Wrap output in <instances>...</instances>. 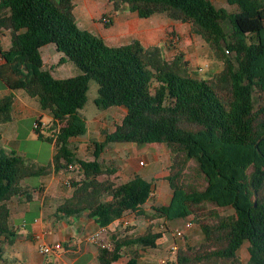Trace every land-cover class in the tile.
Wrapping results in <instances>:
<instances>
[{"label":"trees","instance_id":"trees-1","mask_svg":"<svg viewBox=\"0 0 264 264\" xmlns=\"http://www.w3.org/2000/svg\"><path fill=\"white\" fill-rule=\"evenodd\" d=\"M107 1L116 12L125 7L142 18L165 13L187 23L219 69L197 76L183 52L165 57V42L108 44L78 26L74 0H0V31L10 35V46L0 48V80L10 90L0 96V124L12 118L13 91L23 90L51 116L44 127L49 135L40 131V120L34 131L53 146L48 164L41 165L0 144V263L4 247L17 237L8 201L31 197L23 182L74 171L68 177L72 192L56 207L59 216L90 217L99 226L129 212L149 220L142 233H131L128 225L98 245V264H112L133 246L155 248V215L190 219L202 234L195 243L184 239L170 264H243V242L246 264H264V0H226L236 6L233 12L211 0ZM47 44L60 53L57 65L70 62L75 75L57 78L44 67L41 48ZM90 81L97 84V108L122 106L126 112L93 141L92 158L83 159L70 140L87 131L81 110ZM126 142L161 143L169 150L171 199L152 205L153 214L144 208L152 183L140 175L118 182L116 168L100 160L109 143ZM123 264L142 263L133 255Z\"/></svg>","mask_w":264,"mask_h":264},{"label":"crops","instance_id":"crops-1","mask_svg":"<svg viewBox=\"0 0 264 264\" xmlns=\"http://www.w3.org/2000/svg\"><path fill=\"white\" fill-rule=\"evenodd\" d=\"M76 1L77 0H74V9L76 7ZM100 1L101 0H79V14L83 21L86 20L87 17L91 21L90 27L99 30V34L101 36L100 23L94 21L101 14V9L99 8V4H101ZM132 23L134 25L133 28L136 27L137 23ZM153 29L155 28H148V30ZM9 46V32L1 30L0 48L4 50ZM41 52L44 67L49 68L54 77L63 78V74L71 73L69 76H72L77 73L76 68H73L74 66L70 62L57 65L60 53L55 49L54 45H44L41 48ZM0 85V96L10 91L1 80ZM19 91L20 90L13 91L15 98L12 106L11 120L0 124V144L3 148H5L3 143L14 142V139L10 140L9 137H5L2 133L3 128L8 127L6 125L12 124L15 121V117L18 116L20 112L24 113L26 108L29 106L27 101L24 99V96L21 95ZM123 108L125 114L126 109L125 107ZM40 113L43 114L47 112L40 110ZM86 124L87 133L89 129L87 119ZM46 125L47 124H45V126ZM113 129H110L109 131H112ZM84 135L71 139L70 145L73 140H78ZM10 136H18V129L13 128ZM99 140H102V138ZM145 145H151L150 161L154 167L153 169H157L156 171H152L154 174L149 175L150 179L147 175L140 174L141 167H144L147 164V160L145 159L146 153L138 155L139 148H136L137 144L130 142H126L125 146L118 147H124L126 149V154L124 156L123 154H117L110 157V159H112L111 163L116 168L114 176H117V174L121 171L124 175L131 174L125 179L119 181L124 182L134 175H140L152 183L153 195L155 193L156 196L155 206L166 205L171 199V189L165 179L168 175L165 168L168 164L167 161L169 160V154L164 150V144L146 143ZM108 147H112L110 143L106 146V148ZM106 148L101 154V160ZM143 150H147V152H149V148L147 147H144ZM55 178V173H49L40 177L37 182H23V184H28L31 187L28 189V195L31 197L29 199H26L23 196L12 197L8 201L10 209L9 224L16 229L17 237L12 244L4 247L3 260L0 264H98L96 257L98 244L87 239L89 234L96 232L99 228H105V232L100 234V239L103 244L107 245L112 233L122 234L124 228L128 225L134 226L131 233H142L149 223V220L145 219L143 216H138L131 212L125 213L122 217L113 220L106 226H99L96 221L90 217L59 216L55 212L56 207L65 197H68L71 194L72 188L69 187L65 190L59 185L60 181ZM157 180L162 181V186H166V191L163 188H158L156 184ZM154 188H156V191ZM150 199L151 198H149V200ZM149 200H147L144 204V208L148 214H153L154 212L152 208H147ZM125 221L127 223H125ZM187 222H191V226L187 227ZM151 223H153V232H158L160 234V237L156 240V247L141 248L133 246L127 248L123 251L122 256L112 264H123L130 256L133 255L137 257L138 261L142 264H170L174 260L177 247L182 244L184 239L190 243L195 242L192 240L193 234H185V232L190 230L193 226V222L190 219L165 221L163 218L155 215V218L151 221ZM176 228L180 230V234L175 233ZM51 233H53V237ZM196 236L199 241L202 238L201 231L199 233L197 232ZM40 242L50 244L60 242L62 247L56 250L53 249L47 254H42L38 251V244ZM244 245L248 247V243L243 242L239 250Z\"/></svg>","mask_w":264,"mask_h":264},{"label":"rangeland","instance_id":"rangeland-1","mask_svg":"<svg viewBox=\"0 0 264 264\" xmlns=\"http://www.w3.org/2000/svg\"><path fill=\"white\" fill-rule=\"evenodd\" d=\"M216 7H224L228 11L233 12L236 10V6L229 5L226 0H211ZM99 8L101 9V14L94 20L100 23L101 37L104 41L111 45H118L129 42L133 38L139 39L143 45L149 44H162L166 43L164 46L165 57L169 58L176 52H183L185 58L189 61L190 67L196 72L197 76H208L219 69V62L210 55L208 46L199 37L192 36L189 32V26L187 23H182L179 21H173L165 13H156L147 18L138 17L134 12L129 11L125 7L121 8L119 11H114L111 3L107 0H101ZM76 16V22L78 26L82 29H87L96 35H99V30L90 27L91 21L86 17L83 21L79 14V0L76 1V7L74 9ZM111 18V23L106 25L105 21ZM136 22V27L133 28V23ZM131 28V29H130ZM148 28H155L153 30H148ZM47 58V57H46ZM74 68V67H73ZM71 74V73H70ZM69 73L63 74L62 77H67ZM1 87V85H0ZM97 84L95 81H90L89 90L87 92V102L83 109L82 114L88 120L89 129L88 132L80 137L78 140H73L71 142V147L77 152V155L83 159H91L92 151L94 149L93 141L101 139L102 131H108L113 129L115 123H119L124 115L123 107H110L108 109L102 110L95 106L93 99L96 97ZM24 99L28 103V107L24 113L20 112L18 116L15 117V121L6 125L8 127L3 128L2 133L5 137H9L10 140L14 139L12 143H3L4 147L7 149H12L23 156L27 162H36L41 165L48 164L52 152L53 146L50 142L45 139H38L36 132L34 131L35 123L40 120L43 125L41 132L43 135L47 136L48 131L44 128L45 124H48L51 120V116L48 113H40L39 102L36 98L28 96L23 90L19 91ZM20 95V96H21ZM115 107V108H114ZM35 109V110H34ZM37 110V111H36ZM41 115V116H40ZM13 128L18 129V136H10L11 130ZM112 147L106 148V151L102 155V160H100L103 165H113L111 156L126 154V149L118 148L119 146H125L126 143H110ZM149 148L143 150V148ZM139 148V154L142 155L146 153L145 159L147 164L141 167V175H147V177L154 174L152 171H156L150 161V148L151 145L139 144L136 146ZM133 149V148H132ZM164 150L169 154V150L164 146ZM167 160V159H166ZM120 163V162H119ZM118 163V164H119ZM167 173H169V160L167 161ZM120 170V169H119ZM77 172L65 173H55L56 180L60 181L59 185L65 190L70 186L69 176L76 174ZM128 175L123 174L122 171L115 176V179L119 182L125 179ZM135 176V175H134ZM32 182H37L38 179H30ZM162 181L157 180L156 184L159 189H165L166 186H162ZM156 191V188H154ZM155 193L149 200L147 208L151 209L152 205H155ZM200 232L199 227L193 223L190 230H187L185 234H193L192 240L198 242V237L196 233ZM53 237V233H51ZM191 238V237H190ZM194 242V243H195ZM239 256L243 264H246L248 259V251L246 245L241 247L239 250Z\"/></svg>","mask_w":264,"mask_h":264},{"label":"built area","instance_id":"built-area-1","mask_svg":"<svg viewBox=\"0 0 264 264\" xmlns=\"http://www.w3.org/2000/svg\"><path fill=\"white\" fill-rule=\"evenodd\" d=\"M0 62H1V56H0ZM36 125V124H35ZM151 196H153V192L151 194ZM125 223H127L125 221ZM186 226L189 227L191 226V222H187L186 223ZM102 232H105V228H99V230H97L96 232L92 233V234H89L87 236V239L91 242H96L98 245L100 246H104L105 244H103V242L101 241L100 239V234ZM175 233L176 234H180V230L178 228L175 229ZM44 234V233H43ZM43 236V235H41ZM62 247L61 243L60 242H54L53 244H50V243H44V242H40L38 244V251L42 254H47L49 253L51 250L53 249H60Z\"/></svg>","mask_w":264,"mask_h":264}]
</instances>
